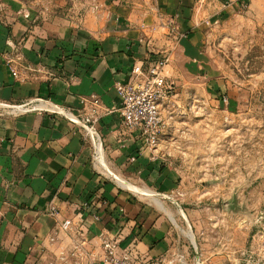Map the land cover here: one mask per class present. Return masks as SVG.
I'll list each match as a JSON object with an SVG mask.
<instances>
[{
    "label": "crops",
    "instance_id": "0c3cea01",
    "mask_svg": "<svg viewBox=\"0 0 264 264\" xmlns=\"http://www.w3.org/2000/svg\"><path fill=\"white\" fill-rule=\"evenodd\" d=\"M207 2L219 20L240 0ZM195 5L0 0V264H104V241L142 264H194L154 197L171 189L170 170L123 125L114 85L165 52L169 70L180 60L200 73L206 13ZM170 23L182 35L174 47ZM36 99L73 115L97 99L99 154L63 115L17 109Z\"/></svg>",
    "mask_w": 264,
    "mask_h": 264
},
{
    "label": "rangeland",
    "instance_id": "374dc122",
    "mask_svg": "<svg viewBox=\"0 0 264 264\" xmlns=\"http://www.w3.org/2000/svg\"><path fill=\"white\" fill-rule=\"evenodd\" d=\"M251 3L217 20L196 0L200 73L180 60L163 70L173 90L157 155L172 186L154 197L194 264H264V1Z\"/></svg>",
    "mask_w": 264,
    "mask_h": 264
},
{
    "label": "built area",
    "instance_id": "2783aa9c",
    "mask_svg": "<svg viewBox=\"0 0 264 264\" xmlns=\"http://www.w3.org/2000/svg\"><path fill=\"white\" fill-rule=\"evenodd\" d=\"M249 1L240 0L239 9H246ZM172 24L170 23V35L180 38L182 35H176V29ZM168 60L167 56H162L154 60L146 68L143 65H134L131 69L130 79L125 83L118 82L114 85L120 98V106L117 112L121 116L123 125L128 130L136 131L143 146L152 152L157 150L162 131L159 107L164 100L168 99L173 90L171 86L167 85L163 76V70ZM7 63L10 74L15 79H19L18 68L14 62L9 60ZM82 103L85 104L86 101L82 100ZM100 107L99 101L94 99L83 114L73 115L72 112L62 109L58 104L43 99H36L32 108L26 104V106H19L17 109L26 112L30 110L50 111L63 115L85 131L92 141L94 156H97L100 142L94 125L97 122L98 109ZM56 213V209L51 207L50 214L56 215ZM70 225V221H64L60 227L65 231ZM103 249L104 264H142L129 254L117 255L115 246L108 241L103 242Z\"/></svg>",
    "mask_w": 264,
    "mask_h": 264
},
{
    "label": "bare ground",
    "instance_id": "6f19581e",
    "mask_svg": "<svg viewBox=\"0 0 264 264\" xmlns=\"http://www.w3.org/2000/svg\"><path fill=\"white\" fill-rule=\"evenodd\" d=\"M158 204H159V202H158ZM160 206V205H159ZM161 207V206H160Z\"/></svg>",
    "mask_w": 264,
    "mask_h": 264
}]
</instances>
